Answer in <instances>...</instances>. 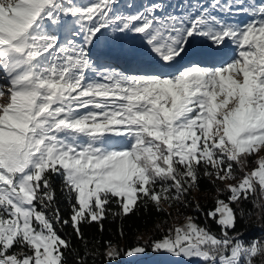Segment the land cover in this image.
<instances>
[{
  "label": "snow or ice",
  "instance_id": "6c2138e0",
  "mask_svg": "<svg viewBox=\"0 0 264 264\" xmlns=\"http://www.w3.org/2000/svg\"><path fill=\"white\" fill-rule=\"evenodd\" d=\"M201 178L204 225L85 240L141 207L183 216ZM253 214L264 229V0H0V264H264L236 229Z\"/></svg>",
  "mask_w": 264,
  "mask_h": 264
},
{
  "label": "trees",
  "instance_id": "16d2710c",
  "mask_svg": "<svg viewBox=\"0 0 264 264\" xmlns=\"http://www.w3.org/2000/svg\"><path fill=\"white\" fill-rule=\"evenodd\" d=\"M57 190L59 191L60 180L57 178L55 180ZM215 196V187L208 182L207 179L201 178L199 181L198 188H193L188 194V200L192 202V207L188 209L180 208L179 211L183 213V216L177 215V208H169L166 204H162L161 207L164 209L163 212H157L154 207L149 206L147 209L141 207L139 211L134 214H129L124 218H113L109 216L103 221V231L100 230V226L97 223L83 224L81 230L84 234L85 240L91 246L94 242H102L106 240H111L114 243L118 242L123 248L125 245L134 244L137 237H141L140 242L143 243L144 239L152 236L154 232H158L159 229L156 228L157 225L172 226L176 223H181L184 216H194L197 218V222L201 225L206 223L205 216L195 210V204L199 203L203 212H207L214 206L213 197ZM68 204L63 198L60 203V210L65 218L68 217ZM245 211L252 210V205L247 202L244 205ZM171 212V216L167 213ZM207 223L211 226L213 231H219L216 224L212 223L210 220ZM260 221L257 220L255 214L250 218L247 216L244 219L239 220L236 224L237 231L244 230L249 237H259L264 235V229L260 227ZM59 227V226H58ZM167 228L165 227V231ZM121 232L123 235L121 236ZM62 237L69 239L73 246L79 248L83 252V241L77 239L73 232L72 227L64 226L60 229L59 233ZM103 251V247H101ZM69 264H72V257H69ZM99 264V260L97 261Z\"/></svg>",
  "mask_w": 264,
  "mask_h": 264
},
{
  "label": "rangeland",
  "instance_id": "374dc122",
  "mask_svg": "<svg viewBox=\"0 0 264 264\" xmlns=\"http://www.w3.org/2000/svg\"><path fill=\"white\" fill-rule=\"evenodd\" d=\"M183 223V221L181 222ZM127 264H184L183 261L174 260L171 257H157L149 252L142 260L124 257ZM196 264V262H194Z\"/></svg>",
  "mask_w": 264,
  "mask_h": 264
}]
</instances>
